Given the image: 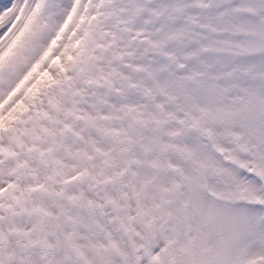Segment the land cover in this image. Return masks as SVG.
Masks as SVG:
<instances>
[{"label": "snow or ice", "instance_id": "1", "mask_svg": "<svg viewBox=\"0 0 264 264\" xmlns=\"http://www.w3.org/2000/svg\"><path fill=\"white\" fill-rule=\"evenodd\" d=\"M0 264H264V0H0Z\"/></svg>", "mask_w": 264, "mask_h": 264}]
</instances>
